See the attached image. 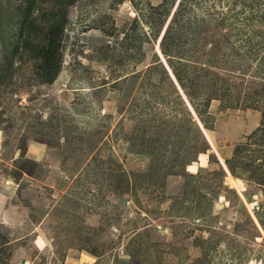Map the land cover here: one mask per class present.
I'll return each mask as SVG.
<instances>
[{
	"label": "rangeland",
	"instance_id": "obj_1",
	"mask_svg": "<svg viewBox=\"0 0 264 264\" xmlns=\"http://www.w3.org/2000/svg\"><path fill=\"white\" fill-rule=\"evenodd\" d=\"M256 32L264 0H0V264H264Z\"/></svg>",
	"mask_w": 264,
	"mask_h": 264
},
{
	"label": "trees",
	"instance_id": "obj_2",
	"mask_svg": "<svg viewBox=\"0 0 264 264\" xmlns=\"http://www.w3.org/2000/svg\"><path fill=\"white\" fill-rule=\"evenodd\" d=\"M67 2V1H65ZM179 11V9H178ZM179 12H177L176 15H178ZM188 23V22H187ZM53 28L58 29V27L56 26L55 22L51 25ZM183 27V24H177V27ZM57 27V28H56ZM172 31H173V27L172 24L168 25L164 31V33L162 34L161 38H160V47L162 52L164 53V55H169L166 53V50L171 49L172 47L174 48H178V46L180 44H177L176 42H174V39H172ZM55 37H49L47 40L46 45V49L48 50H56V41L54 40ZM246 44L248 46V49H246V52L244 53V59H248L250 61L247 62L248 64L245 65L247 68H251V62H253L254 60H256V65L258 68L259 67V72L264 74V38H260V36L258 35V33L256 32V34L254 35H250V38H246ZM172 56V55H171ZM170 56V57H171ZM179 59V58H178ZM47 60V59H45ZM185 63H187L186 61H184ZM190 64V63H188ZM185 67L189 66L184 64ZM254 69H256L255 67H252ZM255 72V70H254ZM175 74V78L178 81L179 85L182 88H185V84L183 83V79L181 78V76H179L176 72ZM188 83L192 85H194V77H189L188 79ZM186 95H188V97L192 98L193 97V91L189 90L186 91L185 93ZM226 95V93H225ZM224 95V96H225ZM264 89H261L259 91H253L251 92V94H249V92H245L243 91V93L241 94V97L238 95L235 96L236 102H238V105L240 106H244V107H259L261 108V119L262 121L264 120ZM258 102L261 104L258 105ZM262 102V103H261ZM237 104V103H236ZM197 129V128H196ZM257 130H262V127L258 128ZM198 131V129H197ZM202 144H205V141L202 139ZM242 145H236V147L234 148V152H233V156L232 158L235 160V158L237 156H239L240 154V150H241Z\"/></svg>",
	"mask_w": 264,
	"mask_h": 264
}]
</instances>
